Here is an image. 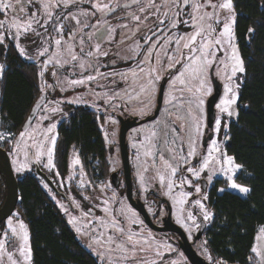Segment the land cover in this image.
<instances>
[{
  "label": "rangeland",
  "instance_id": "1",
  "mask_svg": "<svg viewBox=\"0 0 264 264\" xmlns=\"http://www.w3.org/2000/svg\"><path fill=\"white\" fill-rule=\"evenodd\" d=\"M11 2L15 5L14 9L0 11V21L4 22L0 33L5 36L4 42L0 44V64L4 65L5 71L4 51L7 52V49L13 46L21 57L35 66L38 85L36 102L25 125L17 135L11 136L3 130L0 117V135L4 137L0 139V145L9 151L15 174L19 177L27 173L36 174V168L39 166L53 177L57 191L45 181L39 180L41 186L64 214L82 244L98 257L101 264H184L183 255L179 249L170 245L164 234L146 228L141 217L118 198L117 192L106 181V177L104 179L95 178L91 170L84 168L76 146L70 150L68 167L64 174L57 165L56 145L53 155L54 168L47 165V149L51 147L49 141L53 135L56 137L57 144L58 126L66 121L75 107L79 105L92 109L107 145L110 137L115 136V130L109 129L111 123L116 126L117 120L114 116L118 113L123 114L124 111L139 117L153 112L160 84L166 78L167 85L160 116L132 130V138H136L135 133L138 132V137L141 139L136 146L137 186L144 198L146 191L155 189L154 184L158 182L159 187L155 190L160 191L159 193L171 201L176 219L183 221L181 213H188L190 207L195 206L197 202L188 203L192 194L188 191L190 182L186 177L187 171H184V165L191 164L192 157H187V160H181L180 157L187 156L190 138L201 137L207 127V101L214 92L213 80L223 85L221 96L216 103L217 115L214 125L217 134L214 140L219 144L221 152L213 153L216 160L211 163L210 167L215 169L216 176H224L221 168L223 148L227 140L226 132L230 122L238 115L239 91L245 74V71L237 72L231 80L227 79V76L231 74L230 46L225 43L215 52V63L211 65L208 73V85L211 91L202 96L203 104L197 107V98L187 90L181 91L184 86L179 81H175L177 72L182 70L181 64H175L168 69V57L176 54L175 40L185 33L192 32V28L183 23L176 28H171L172 16L179 12L180 20H188L190 7L176 8L172 0H167V3L165 0H75L74 3L67 5L62 0H52L53 5L58 4L59 6L50 9L52 16L49 18L43 9L42 0H33L32 3L28 0H20V3H17V0H11ZM97 2L108 4L109 8L98 11L94 7ZM217 2L218 0H213V3ZM21 7L24 11H19ZM165 12L168 13L167 17L164 15ZM33 14L40 21L39 24H33V28L40 35L29 32L19 38V46L25 49V54L21 55L16 46L17 41L12 36L15 29H9V25L25 22ZM228 15L226 10L220 13L222 23L216 25L217 34L222 30L224 18ZM135 17H139V20ZM77 19L80 21L79 24L76 22ZM161 20L164 21L163 24L160 23ZM61 24L63 32L58 31ZM56 39H61L60 46L55 44ZM169 40L172 41L171 45L168 43ZM233 43L241 57L236 36ZM97 45L99 51H97ZM69 46L78 57L76 61H71L68 55ZM45 48L48 51L41 56L39 53ZM58 51L60 56L56 58L62 61V66L53 61L52 64H48L41 77L39 73L44 64ZM183 51L187 53L186 49ZM89 53L92 54L89 55ZM221 60L224 64L220 63ZM64 61L70 62L63 63ZM81 64L84 65L83 68L80 67ZM225 64L229 67L225 68ZM152 69L155 71L150 77L149 72ZM156 75L160 76L159 80H155ZM89 76L94 79L88 80ZM2 77H0V88ZM149 79H153L154 84L150 85ZM71 80H83L84 83L71 85L68 83ZM142 85L147 88L146 92H141ZM229 85L233 86L237 97L236 103L230 107L233 112L232 116L221 110L222 101L225 98H232V93L227 91ZM41 100L43 101L42 108L34 115V109ZM193 116L199 119L201 125L198 137ZM29 118H32L29 131L32 132L35 140L27 137L21 140L20 133L25 130ZM217 121H219L218 132L216 131ZM53 124L56 126L55 132L48 133L49 140H44L42 134L46 133V130ZM153 131L157 133L156 137L151 136ZM35 142L43 143L45 148V154L39 158V162L36 156L37 149L33 146ZM148 149H151L152 156L144 155ZM26 152L27 155H25ZM161 153L165 159L178 168L175 176H172L170 170L163 166V162L159 159ZM108 157L110 162L106 165L110 172L120 163L115 155ZM77 158L80 164H74ZM21 164H26L27 167L18 171ZM99 171L97 166V173ZM160 175L165 176L163 184L160 181ZM169 183L172 184L171 191L168 188ZM181 199L184 200L183 204L180 203ZM205 211L210 212L206 207L203 214ZM9 220L16 227H18V221L24 222L29 232L30 243L28 224L18 208L5 221L0 239L3 238L4 232L10 233L7 227ZM73 220L75 223H72ZM133 221L139 223L141 227L134 229ZM113 222H118V226L124 229L122 234L112 227ZM262 228L264 225L259 228L253 246L258 247L260 255L252 251L250 264H264ZM129 234H135L133 236V240L136 241L135 246L127 240ZM110 235L115 238V243H108L107 237ZM258 236H261V239H257ZM206 241H209V235L205 236L201 243L205 244ZM19 243L18 238L9 235L7 250L16 253L17 257L19 256L17 250ZM120 243L125 245V251L117 249L116 245ZM201 243L199 248H202ZM109 248L113 250L108 251ZM203 254L208 259H213L215 264H227L219 256L212 258L207 250ZM0 264H9V262L5 257L0 260Z\"/></svg>",
  "mask_w": 264,
  "mask_h": 264
},
{
  "label": "trees",
  "instance_id": "2",
  "mask_svg": "<svg viewBox=\"0 0 264 264\" xmlns=\"http://www.w3.org/2000/svg\"><path fill=\"white\" fill-rule=\"evenodd\" d=\"M233 4L235 36L245 74L239 91L238 115L226 132L222 168H228V157L240 168L227 175L223 171L224 176L212 189L214 222L209 238L214 255L230 264H250L256 235L264 225V0H233ZM4 53L0 117L3 130L15 136L37 99L36 68L13 46ZM57 131L56 159L62 174L66 173L70 150L76 146L84 168L91 170L93 177L104 179L109 175L105 141L92 109L75 107ZM16 176L20 191L17 208L29 227L32 264H101L41 186L44 179L37 172ZM233 181L248 187L250 192L244 194L231 188ZM4 223L0 224V234Z\"/></svg>",
  "mask_w": 264,
  "mask_h": 264
},
{
  "label": "snow or ice",
  "instance_id": "3",
  "mask_svg": "<svg viewBox=\"0 0 264 264\" xmlns=\"http://www.w3.org/2000/svg\"><path fill=\"white\" fill-rule=\"evenodd\" d=\"M29 3H32L33 0H28ZM65 5L69 3H74L75 0H62ZM167 3V0H165ZM17 3H20V0H17ZM43 3V9L45 13H47V16L51 18L52 12L50 9L54 6H59L58 4L53 5L52 0H42ZM173 6L176 8H180L181 6L185 8L191 9V11L188 13L189 19L188 20H180L179 16L180 13L176 12L172 16V23L171 28H176L180 23H183L189 27L192 28V32L185 33L181 36H179L175 40V45L177 46L175 49V55L169 56V64L168 69H171L175 64H181L182 70L177 72V75L175 77V81H179L181 85L184 86V88L181 89V91L187 90L189 93H192L194 97L197 98V107H200L203 104L202 96L208 94L211 89L208 85V73L211 65L215 63V52L223 47L225 43H227L231 48V74L227 76V79L231 80L233 77L236 76L237 72L243 73L245 71L243 60L241 59L238 49L233 43L235 39V33H234V25L236 22V15H235V9L233 0H218L217 3H213V0H172ZM94 7L98 11H104L109 8L108 4H101L97 2ZM15 5L11 2V0H0V11L8 10V9H14ZM208 9H211V11H208ZM227 11L229 14L227 17L224 18L222 30L217 34V28L216 25H219L222 23L220 13L222 11ZM19 11H24L23 7L19 9ZM165 17L168 16V13L165 12ZM75 18V17H74ZM136 20H139V17H135ZM77 24L80 23L79 19L76 20ZM39 24L40 21L36 18L35 14H33L32 17L27 18L25 22L21 23H12L9 25V29H15V32L12 33L13 39L17 41L16 46L19 49V52L21 55L25 54V49L23 47L19 46L18 40L21 36L26 35L29 32H34L36 35H40L39 32H37L33 28V24ZM161 24L164 23L163 20L160 21ZM4 27V22L0 21V28ZM58 31L63 32V25L61 24L59 26ZM249 31H252L249 29ZM5 40V36L3 33H0V44H2ZM62 43L61 39H56L55 44L57 46H60ZM82 43V41H81ZM169 45L172 44V41H168ZM187 50V53H185L183 50ZM47 48H45L43 51H41L39 54L41 56L45 55L47 52ZM68 55L70 56L71 61H76L78 57L74 54L73 49L71 46L67 49ZM97 51H99V46L97 45ZM92 53H89L91 55ZM151 53H149L150 55ZM106 55V53H105ZM167 55V53H166ZM60 56L59 51L55 54V56L50 57L48 61L44 64L42 71L39 73L41 77H43L44 71L47 69L48 64H52L53 61H55L56 64L62 66V61L60 59H57L56 57ZM70 61H64L63 63H69ZM221 64H224V61H220ZM81 68L84 67L83 64L80 65ZM229 67L227 64H225V68ZM155 69L150 70L149 76L151 77L152 72H154ZM4 72V65L0 64V77H2ZM55 75V73H53ZM88 80L94 79V77H87ZM160 76L156 75L155 80H159ZM175 81L173 83H175ZM153 79H149V84H154ZM195 82V84H193ZM68 83L71 85H78L83 84V80H71ZM238 87V85L236 86ZM43 90V89H42ZM147 88H145L143 85L141 86V92H146ZM227 91L229 93H232V98L228 99L225 98L222 101L223 107L221 110L223 112H226L229 116L233 115V112L230 110L231 105L236 103V93L233 89V86L229 85L227 87ZM171 102V101H169ZM42 103L38 102L35 109H34V115L37 111H40L42 108ZM178 119H182V117H178ZM193 121L195 124V129L197 133V137L200 133V122L199 119L195 116H193ZM32 126V118H29L26 128L24 131L20 133V139L24 140L25 137L29 139L35 140V137L33 136L32 132L29 131V129ZM55 124H53L51 127H49L46 130V133L42 134L44 140H49L48 133H54L55 132ZM175 131V129H173ZM216 131H219V121H217ZM152 137H156L157 133L153 131L151 133ZM4 137L0 135V139H3ZM50 144L51 147L47 149V165L50 168H54L55 165L53 163V155L55 151V145H56V137L53 135L50 138ZM174 142V141H173ZM33 146L37 149L36 156H37V162H39V158L45 154V148L44 144L41 142H35ZM135 147V145H134ZM169 151H174L173 149H168ZM197 152V140L191 139L189 140V151L187 153V156H181V160H187V157H195ZM221 148L217 141L213 140L211 142V149L207 152L206 158L203 160L202 168L201 170H196L193 168H188L187 170L189 172H192L195 176L199 177L200 172L204 169H208L211 163L216 160V157L213 155V153H220ZM27 155V152L25 153ZM145 156H152L153 153L151 149H148L144 153ZM159 159L163 162V166L170 170V173L172 176L176 175V172L178 171V168L176 166H173V164L168 160L164 158L163 153L160 154ZM173 159H175V156H173ZM228 168L225 170L221 168V171H224L227 175L228 173H234L236 170L240 168V165L234 164V159L232 157H228L226 161ZM74 164H80V160L77 158L74 160ZM27 167L26 164H21L19 168L17 169L22 170L23 168ZM211 179V176H209V180ZM229 179H232V176H229ZM160 181L163 184L165 181V176L160 175ZM182 186V185H181ZM231 188L237 189L239 192H242L244 194H247L250 192V189L246 186H241L235 181L231 183ZM169 191H171L172 184H168ZM199 191V189H197ZM220 191H224L221 189ZM184 195L183 193L181 194ZM207 199V197H205ZM181 204L184 203V200L181 199ZM198 204H200V207L203 208L204 205L200 203V201H197ZM79 207V205H77ZM213 214L211 212L205 211L204 212V219L208 220L211 218ZM72 223H75V220L72 221ZM133 223H136V221H133ZM8 229H10L9 232H4L2 234V239H0V260H3L5 257L7 258V261L9 264H31L32 255H31V247L29 243V232L27 229V226L24 224V222L18 221V227L13 225V222L11 220L8 221L7 224ZM112 227L119 233H123L124 229L120 228L118 226V222H113ZM77 231H80V229H77ZM261 233L264 234V228L261 229ZM9 235L12 237L18 238L20 243L17 245V250L19 253V256L17 257L16 253L8 251V242H9ZM135 234H129L127 236V240L135 246L136 241L133 240V236ZM257 239H261V236H258ZM107 241L109 244L115 243V238L113 236H108ZM96 243H100V241H96ZM117 249L120 251H125V245L123 243L116 245ZM113 249L109 248L108 251H112ZM252 251L254 253H257V255H260L258 247H253ZM22 258V260H21ZM127 258V257H125ZM264 259V257H262Z\"/></svg>",
  "mask_w": 264,
  "mask_h": 264
},
{
  "label": "flooded vegetation",
  "instance_id": "4",
  "mask_svg": "<svg viewBox=\"0 0 264 264\" xmlns=\"http://www.w3.org/2000/svg\"><path fill=\"white\" fill-rule=\"evenodd\" d=\"M156 107L157 103L154 111L148 113L143 117L132 115L125 111L123 112V114L118 113L114 116V118L117 120L116 126L111 123L109 125V129L115 130V136L110 137L109 143L107 145L105 144V147L107 149L106 163L110 162L108 156L115 155L120 164L110 170L109 175L106 177V181H108L112 188L117 192L118 198L122 199L132 211L136 212L138 216L141 217L140 219H142V222H144L146 228H149L150 230H153L157 233L164 234L167 242L175 248L179 249V251L183 255L184 260H182V262L184 264H193L187 255V251L189 249L191 250V248L202 257L203 262L207 264H215V261H213V259L210 260L203 254L207 250L209 251V254L212 258L213 256L217 258V256L212 253V250L210 248L211 238H209V241H206L205 244H202L201 242L205 238V236L209 235L213 227L212 225L214 222V209L212 208L210 203V196L216 181L221 177L216 176L215 169L210 166L208 169L202 170L199 177L195 176L192 172H189L187 170L188 168L201 170L203 160L204 158H206L207 152L211 148V142L217 135L214 129L215 122L213 127L210 128L208 127L207 123V127L204 129V133L202 134V136L196 139L197 152L195 157H192L191 159L192 163L184 165V171H187L186 177L190 182V184L188 185V191L192 194L191 200H188V203L200 201V203H202L204 207L201 208L200 204L198 203L195 206L192 205L190 207V211L187 210L188 213H181L183 215V221H181L179 219H176L171 201L163 194L159 193L160 191H156L159 187L158 182H155L154 184L156 190L153 188L146 191V193L144 194V198L143 194H141V190L137 186V161L135 160L137 158L136 146L141 141V139L138 137V132L135 133L137 135L136 138H132V130H134L142 123L158 119L161 110L156 118L143 121L145 118L152 116L155 113ZM134 117L138 118L135 119ZM135 122H137L138 124H134L128 129L125 140V144L128 149L129 163V166L126 167L122 155L120 129L123 124L127 126ZM209 176H211L210 180ZM197 189H199V191H197ZM6 197L7 185L3 175L0 173V208L5 203ZM205 197H207V199H205ZM139 205H141L142 208L147 211L149 219L153 224L156 225V227H152L147 223L146 218L137 208ZM205 207L213 214L208 220H205L203 218V210ZM170 220L177 226H179L181 232L184 233L186 240L183 238L181 232L177 231L174 228L172 229V227L175 226L170 223ZM134 225V229H139L141 227L139 223H134ZM200 243L202 244V248H199ZM223 262L230 264L227 260H223Z\"/></svg>",
  "mask_w": 264,
  "mask_h": 264
},
{
  "label": "water",
  "instance_id": "5",
  "mask_svg": "<svg viewBox=\"0 0 264 264\" xmlns=\"http://www.w3.org/2000/svg\"><path fill=\"white\" fill-rule=\"evenodd\" d=\"M213 83H214V92L208 98V101H207V123H208L209 128L213 127L214 122L216 120V115H217L216 114V103L219 100L221 93H222V89H223V85H221L217 80H213ZM166 85H167V79L165 78L160 84V89H159V93L157 97V107H156L155 113L152 116L145 118L143 121L152 120L156 118L157 115L159 114L161 107L163 105V101H164V93H165ZM134 118L137 119L138 117H134ZM134 124H138V123L135 122L127 126L123 124L120 129V139L122 142V155H123L124 164L126 167L129 166V163H128V149L125 144V140H126L128 129ZM36 170L39 176H41L44 179V181L52 189H54L55 191L58 190L57 186L55 185L51 177L47 174V172L42 170L41 167L39 166L36 168ZM0 173L3 175L6 181V185H7V197H6L5 203L0 208V224H1L3 221L7 220L10 216H12L20 200L19 181L15 174L10 154L8 150L2 147L1 145H0ZM137 208L146 218L147 223L152 227H156V225L153 224L151 220L149 219V215L147 211L144 208H142L141 205H139ZM170 223H172V225L175 226V227H172V229L174 228L177 231L181 232V229L179 228V226H177L171 220H170ZM181 234L183 238L186 240L184 233L181 232ZM187 255L193 264H207L202 261L203 260L202 257L192 248L191 250L189 249L187 251Z\"/></svg>",
  "mask_w": 264,
  "mask_h": 264
},
{
  "label": "built area",
  "instance_id": "6",
  "mask_svg": "<svg viewBox=\"0 0 264 264\" xmlns=\"http://www.w3.org/2000/svg\"><path fill=\"white\" fill-rule=\"evenodd\" d=\"M250 260V259H249Z\"/></svg>",
  "mask_w": 264,
  "mask_h": 264
}]
</instances>
